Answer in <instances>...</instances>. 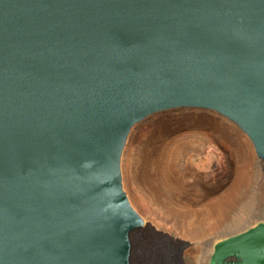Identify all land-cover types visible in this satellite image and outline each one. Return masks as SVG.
I'll return each mask as SVG.
<instances>
[{
  "label": "water",
  "instance_id": "obj_1",
  "mask_svg": "<svg viewBox=\"0 0 264 264\" xmlns=\"http://www.w3.org/2000/svg\"><path fill=\"white\" fill-rule=\"evenodd\" d=\"M179 106L225 115L264 159V0H0V264H133V232L154 226L121 154ZM263 247L259 224L209 264Z\"/></svg>",
  "mask_w": 264,
  "mask_h": 264
},
{
  "label": "rangeland",
  "instance_id": "obj_2",
  "mask_svg": "<svg viewBox=\"0 0 264 264\" xmlns=\"http://www.w3.org/2000/svg\"><path fill=\"white\" fill-rule=\"evenodd\" d=\"M142 124L144 130L140 132ZM221 125L225 127L226 133ZM226 128L236 131L238 141L229 136ZM134 132L136 136L130 139ZM161 134L165 142L158 139ZM174 137L192 140L185 156L179 153L170 156L175 146L166 143ZM238 142L245 146H240ZM263 165L264 159L257 155L249 135L214 109L173 107L155 111L135 123L123 148L120 166L123 188L130 203L145 221L154 226V229L148 228L142 233L138 248L139 264H209L219 242L264 224V220L259 219L236 232L227 231L235 227V222L242 224L252 214L264 212ZM164 172L175 178L182 176L183 182H197L196 179L201 177L209 182H221L223 185L219 195L230 194L233 187L247 175L248 191L241 200L246 205L242 212L244 219H233L242 205L233 208L230 217H220L219 220L207 214L219 205H200L204 212L201 215L202 229L197 232L191 213L194 205H164L162 199L170 196L162 180ZM146 178L151 179L150 185L145 184ZM137 196H142L140 199L145 203L136 200ZM178 239L189 242L183 248L181 261L174 258L177 248L182 244ZM209 248H212L211 256Z\"/></svg>",
  "mask_w": 264,
  "mask_h": 264
},
{
  "label": "bare ground",
  "instance_id": "obj_3",
  "mask_svg": "<svg viewBox=\"0 0 264 264\" xmlns=\"http://www.w3.org/2000/svg\"><path fill=\"white\" fill-rule=\"evenodd\" d=\"M221 128H222V130L225 131L224 126L222 127V125H221ZM139 130H140V132L142 130H144V125L141 128H139ZM226 130L229 132V134H230L229 136H232V138L234 140L236 139L235 141H238L237 139L239 136H237L238 134L236 133V131H234L233 129H231L229 131L227 128H226ZM225 133H226V131H225ZM135 136H136V133L134 132L130 135V139L135 137ZM158 139L163 141L164 140L163 134L159 135ZM165 141H166V139H165ZM165 141H163V142H165ZM191 141L192 140H190V139L189 140L188 139L183 140V139H180L178 137H176V138L174 137V139H172L171 141L166 143V145L172 144L173 146H175L174 149L172 151H170V156L174 157L175 153H179V154H181V156L183 154L185 156L184 153L187 149L190 148L189 145L191 144ZM238 144L242 147L245 146V144H243L241 142H238ZM261 168L264 171V165ZM209 175H207V176L209 177ZM162 177H163L162 180L164 182V186L170 191V196L167 199L166 198L162 199L164 201V205H175V204L176 205H194L191 209V213L194 215L193 220H194L195 226L197 227V232H198V230L202 229L201 228V220H202L201 215L204 212L203 207L200 205H219L216 207V209H214V210L210 209L209 212L207 213L209 216H211V215H212V217L215 216L217 219L220 217H223L222 219H226V218L230 217L233 208H236L237 205H242L239 207V210L233 215V219L236 218L235 221H237V219H239V218L244 219L242 212L244 211V208L246 205H244L243 202L241 203V200L247 194V191H248V183H247L248 182V176L247 175L240 180V183L238 185L233 187V190L231 191L230 194H221V195L218 194V192L221 190V187L223 185L221 182H215V183L209 182L204 177H201V179L200 178L196 179L197 182H191V181L190 182H183L182 176H177L175 178L174 176L172 177V176L167 175L165 172L162 173ZM150 183H151V179L147 180V178H146L145 184L150 185ZM136 195H138V194H136ZM185 195H187V198H185ZM140 197H142V196H139V197L137 196L136 200L143 203L144 201L142 202L141 201L142 199H140ZM205 199L206 200L209 199V202L207 203ZM222 219H220V220H222ZM259 219L264 220V212L252 214L250 217L247 218V220L242 222V224H240L239 222L238 223L235 222V227L229 228V229H227V231L228 232H236L242 228L247 227L251 222H254V221L259 220ZM217 224H219V223H217ZM142 235L143 234H141V232H139V231H135L132 234V241H133L132 254H133V259H134V261L132 260L133 264H139L141 262V261L139 262V260H138L140 258L138 256V251H139L138 248L140 245V240L142 238ZM209 251H210V256H211L212 248L211 249L209 248L208 253H209ZM205 253H207V252L205 251ZM168 259H169V257H168Z\"/></svg>",
  "mask_w": 264,
  "mask_h": 264
},
{
  "label": "flooded vegetation",
  "instance_id": "obj_4",
  "mask_svg": "<svg viewBox=\"0 0 264 264\" xmlns=\"http://www.w3.org/2000/svg\"><path fill=\"white\" fill-rule=\"evenodd\" d=\"M263 257H264V249L262 251V258ZM225 261L229 262V264H238L240 262V258L234 254H229L228 256H226ZM260 264H264V261H261Z\"/></svg>",
  "mask_w": 264,
  "mask_h": 264
}]
</instances>
